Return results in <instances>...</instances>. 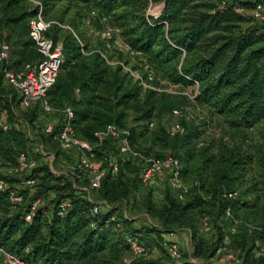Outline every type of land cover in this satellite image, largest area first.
Segmentation results:
<instances>
[{
    "label": "trees",
    "instance_id": "16d2710c",
    "mask_svg": "<svg viewBox=\"0 0 264 264\" xmlns=\"http://www.w3.org/2000/svg\"><path fill=\"white\" fill-rule=\"evenodd\" d=\"M24 1L9 0L0 5V33L8 30L17 39L15 47L10 48L9 60L0 66V159L5 164H14L21 153H29L35 159L41 157L33 152V141L24 128L15 126L16 122L24 121L23 126L34 130L38 109L27 110L22 118L17 115L19 98L7 84L4 70H18L27 63L40 60L34 43L28 38L27 21L38 13L44 17L53 5L63 0H43L41 7L33 12L15 13L10 10L14 4ZM74 1L91 28H94V19L97 30L105 25L119 30L124 43L132 51L141 53L140 60L157 70V77L162 74L178 86L196 85L195 106L210 107L214 113L231 117L235 126L245 129H252L264 119V24L236 12V9L251 10L254 2L229 0L220 9V0ZM256 1L264 3V0ZM156 2L161 3L162 11L153 19L146 15V10L150 3ZM74 34L69 31L62 37L63 60L55 83L47 92L48 102L55 109H72V123L81 139L93 143L95 132L107 125H116L129 131L132 145L135 140L132 130L124 128L118 109H131L140 114L141 121H150L155 111L154 92L149 91L141 99L140 88L133 85L117 96L123 88L122 80L117 76L120 68L110 73L101 50L85 55L87 45H81ZM186 100L185 96L161 93L157 107L159 111L172 114L179 111ZM54 133L45 136L40 131L41 141H55ZM113 148L112 142L105 140L95 154L104 160ZM118 164L119 172L112 174L106 170L99 189L95 191L96 201L106 202L111 208L96 216L91 215L94 203L81 190L84 184L70 174L67 177L53 175L44 162L32 170V176L39 182L32 197L43 198L50 192L53 194L48 205L38 208L29 223L24 221L22 208H11L7 191L0 190V210L3 212L0 247L29 264H101L100 256L105 251L121 247L129 253L125 237L140 236L130 232L137 230L132 224L128 225L129 220L120 212L121 205L128 203L133 189H137L138 169L129 160ZM104 167L107 168L106 162ZM226 167L221 178L227 179L229 174L240 175V171L245 172V159L230 156ZM0 179L9 185L15 182L3 176ZM223 191L231 192L221 184L215 190L203 191L201 183L197 182L183 201H177L168 193L159 207L154 205L151 193L146 195L144 210L160 225L159 228L147 227L145 230L155 241L150 244L160 247L164 240L162 235L173 233L178 228H189L193 253L180 264H205L212 260L222 244L223 235H218L214 247L207 248L195 232L193 217L195 211L212 202L219 215L225 217V210L229 209L234 218L235 209L244 207L245 203L240 199L224 198L221 196ZM207 196H210L209 201ZM63 200L69 201L71 207L63 217H59L55 205ZM93 223L95 228H91ZM236 235L240 239L236 253L242 264H264V258H255L253 253L258 248L255 242L264 240V228L250 233L239 231ZM172 262L175 261L169 257H160L156 261L138 260L130 264H176Z\"/></svg>",
    "mask_w": 264,
    "mask_h": 264
},
{
    "label": "rangeland",
    "instance_id": "374dc122",
    "mask_svg": "<svg viewBox=\"0 0 264 264\" xmlns=\"http://www.w3.org/2000/svg\"><path fill=\"white\" fill-rule=\"evenodd\" d=\"M7 1L9 0H0V5L2 6ZM42 1L25 0L14 4L10 10L15 13L33 12L37 8L36 4ZM79 10L74 0H63L53 5L49 12L44 15V18L54 21L57 25H54L46 35L62 44L63 35L69 33V29H71L77 35L81 45H87L85 55L101 50L110 64V73H114L120 68L117 76L122 80L123 88L117 96H120L123 91L130 89L133 85L140 88L141 99L146 97L149 91L154 92L152 101L155 104V111L150 121H141L139 119L140 114L131 109H118L122 116L124 128L132 130L135 139L132 147L151 157L178 158L183 171L182 180L190 188L197 186V182H200L203 191H211L221 184L232 193H236V199L242 200L245 205L235 209L233 213L237 223L235 228L229 219L217 213L212 202L207 203L200 211H195L193 217L195 232L205 242L207 248L216 245L219 239L218 235L221 233L223 235L222 242L226 240L227 243L226 250L236 253L238 251L236 245L240 242L236 234L239 231H246L248 226L253 227V230L256 231L264 228V119L252 129H245L235 126L231 117L214 113L210 107L195 106L193 97L197 93L196 85L191 87L178 86L172 84L162 74H158L157 77V70L151 68L149 64L146 63V65L144 61L117 50V44L123 41L119 33L113 36L112 41L104 42L94 34V31L97 30L94 19H92L94 28H91L85 24L87 18ZM159 10L162 11L161 3H150L146 15L156 19ZM243 13L249 16L248 10ZM67 28L69 29L67 30ZM16 40V37L8 30L1 31L0 43L6 42L13 49ZM191 59L190 57L189 60ZM161 93L186 97L185 105L179 110L180 116L175 117L169 111H159L157 99ZM24 112L26 111L21 108L16 110L19 117L23 116ZM19 122H16L15 126L24 128L27 134L29 133L28 136L31 141L42 143L44 151L48 155L47 159L44 160L37 157V164L41 165L44 162L46 165H51L54 171L62 174L61 176L67 177L68 174H71L72 167L78 158V152H60L54 140L41 141L40 130L23 126L24 121ZM151 122L154 123L153 128L149 127ZM182 122H184L183 126L181 125ZM175 124H180L184 128L182 135H172ZM109 154V158H114L117 162L128 161L119 154L115 146ZM230 156L238 160L245 159V172L240 171V175L229 174L227 179L221 178L220 176L227 170L226 160H229ZM130 163L133 164L131 161ZM136 172L138 173V171ZM224 192L221 195L223 197ZM149 193L152 195L154 205L159 207L169 192L161 182L160 184L153 182L146 188L142 187L138 181L137 189H133L128 203L121 205L120 213L129 220L128 225L132 224L131 226L137 230L130 232L139 234L144 243L151 245L155 241L151 240L152 237H148L149 234L145 233V230L147 227L159 228L160 225L157 220L149 217L144 210L143 199ZM52 194L53 192H50L42 198L45 206L50 202ZM90 198L96 201V192H91ZM209 200L210 198H207V201ZM2 217L3 212L0 210V218ZM203 217L208 218L211 226L210 232L206 234L202 233L200 228V220ZM173 233L176 235L173 241L177 243L182 257L178 262L172 263L180 264L192 257L191 231L189 228L182 227L175 229ZM235 238L237 239L235 240ZM255 246L258 247L255 251L259 252V257L264 258L263 243L258 240L255 242ZM210 251L211 249L209 253ZM162 257L168 259L163 253ZM220 258L221 256H218L216 259L219 260ZM100 260L101 264H128L132 261V257L125 249L116 247L114 250H108L101 254Z\"/></svg>",
    "mask_w": 264,
    "mask_h": 264
},
{
    "label": "built area",
    "instance_id": "2783aa9c",
    "mask_svg": "<svg viewBox=\"0 0 264 264\" xmlns=\"http://www.w3.org/2000/svg\"><path fill=\"white\" fill-rule=\"evenodd\" d=\"M252 1L254 7L249 10V16L252 20L259 24H264V3L256 0H239ZM229 0H220L218 7L221 9ZM236 4V3H235ZM40 8V3L36 4ZM247 11V10H246ZM237 13H243L241 9H236ZM161 10L158 11V15ZM104 21V20H102ZM89 25V22L85 23ZM57 25L54 21L45 19L41 13L31 17L27 21L28 38L34 43L37 53L40 55V60L25 64L18 70H4V78L7 84L16 92L19 98V108L27 111L37 107L38 115L33 126L35 130H40L45 136L52 135L57 142L61 152L69 153L72 151L78 152V158L70 175L78 178V181L83 183L81 187L87 194L90 202L94 203L91 209V215L96 216L101 211H107L111 208L106 202L95 201L90 198L91 192L99 189L101 179L106 170L112 174L119 172V164L114 158H105L102 160L95 154V150L105 141L110 140L121 156L130 160L138 169L139 182L142 187L148 188L153 182L162 183L168 192L177 200L183 201L189 193L188 187L182 180L180 162L173 157H151L143 152L132 147L129 139V131L119 128L116 125H107L102 130L93 134L94 142L90 143L81 139L74 128L72 120L74 113L70 107L55 109L48 102L47 92L55 83L60 66L63 60L62 44L54 42L46 34L54 26ZM69 28H67L68 30ZM71 32L72 30L69 29ZM73 33V32H72ZM119 33V30L105 25L101 30L94 31L104 42H110L113 36ZM74 34V33H73ZM76 37V35L74 34ZM117 50L120 53L134 58L140 59L141 53L132 51L123 41L117 44ZM10 47L6 43H0V66L9 60ZM107 65H110L107 58L102 54ZM76 94L78 91H75ZM180 111L175 110L172 114L180 116ZM154 123H149V127L153 128ZM6 129V126H3ZM184 128L180 124L173 125L172 135H182ZM29 134V133H28ZM33 152L40 156L42 160L47 159L48 155L44 151V147L40 142H33ZM105 162L107 168L104 167ZM37 161L29 153H21L17 156L14 164H5L0 159V176L7 179H14L15 182L9 185L0 179V190L7 191L8 200L13 209L22 208L24 221L29 223L35 211L45 206L42 198H34L35 192L38 190V180L32 176V170L36 168ZM49 171L55 176H61L60 172L53 170L51 165H47ZM207 198H210L207 197ZM224 198L236 200V193L224 192ZM69 201L63 200L55 205V212L59 217H63L70 209ZM225 218L229 219L234 228L237 226L236 221L231 215L229 209L225 210ZM114 220V217L111 218ZM96 225L91 224V228ZM200 228L202 233H209L211 226L208 218L203 217L200 220ZM254 228L248 226L247 232H252ZM170 233L166 236H173ZM172 238V237H171ZM125 241L129 248V253L132 261H156L162 257V253L170 259L178 262L181 258V252L177 243L170 239H165L160 244V247L148 245L139 237L126 236ZM264 245V240L262 241ZM226 240H223L222 245L217 248L215 257L205 264H242V259L237 253L226 250ZM254 257L260 256L259 252L254 251ZM221 258L217 260V257ZM217 260V261H216ZM129 262L128 264H130ZM0 264H29L24 259L14 253L8 252L0 247Z\"/></svg>",
    "mask_w": 264,
    "mask_h": 264
},
{
    "label": "crops",
    "instance_id": "0c3cea01",
    "mask_svg": "<svg viewBox=\"0 0 264 264\" xmlns=\"http://www.w3.org/2000/svg\"><path fill=\"white\" fill-rule=\"evenodd\" d=\"M175 234L173 236H171L173 238V240H175ZM162 237H164L165 239H170L172 240V238L170 236H166V235H162Z\"/></svg>",
    "mask_w": 264,
    "mask_h": 264
}]
</instances>
